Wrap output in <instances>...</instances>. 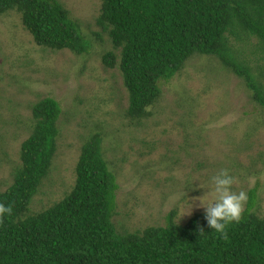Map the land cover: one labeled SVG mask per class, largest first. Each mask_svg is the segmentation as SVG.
I'll list each match as a JSON object with an SVG mask.
<instances>
[{"label":"rangeland","instance_id":"rangeland-1","mask_svg":"<svg viewBox=\"0 0 264 264\" xmlns=\"http://www.w3.org/2000/svg\"><path fill=\"white\" fill-rule=\"evenodd\" d=\"M58 1L92 41L89 54L39 46L19 12L0 15V192L21 166L22 144L34 131L33 106L53 98L62 108L57 151L29 215L73 191L82 147L99 134L119 184L112 219L119 234L165 227L172 212L177 225H186L204 213L193 200L206 191L200 181L207 184L222 168L235 178L232 190L247 193L243 211L257 191L253 213L264 218V109L245 81L216 57L194 56L174 78L160 82L161 95L147 115L133 119L119 67L103 63L105 54L119 51L97 23L102 0ZM229 41L237 61L264 85L263 43L247 35Z\"/></svg>","mask_w":264,"mask_h":264},{"label":"trees","instance_id":"trees-1","mask_svg":"<svg viewBox=\"0 0 264 264\" xmlns=\"http://www.w3.org/2000/svg\"><path fill=\"white\" fill-rule=\"evenodd\" d=\"M9 11L21 14L39 46L76 55L93 48L58 0H0V15ZM97 23L119 51L105 54L103 63L122 73L129 117H145L161 95L160 82L174 78L198 55L219 59L264 109V85L237 61L229 41L247 35L264 45V0H102ZM32 114L34 131L22 144L21 166L13 184L0 192V204L12 209L0 216V264H264V218L253 213L256 190L239 222L227 226L226 237L211 230L204 213L181 226L173 221L174 212L165 227L119 234L112 221L119 184L99 134L82 147L73 191L29 215L57 151L62 108L45 98Z\"/></svg>","mask_w":264,"mask_h":264},{"label":"clouds","instance_id":"clouds-1","mask_svg":"<svg viewBox=\"0 0 264 264\" xmlns=\"http://www.w3.org/2000/svg\"><path fill=\"white\" fill-rule=\"evenodd\" d=\"M234 177L229 174L226 168L220 169L216 174L212 175L207 184H203L200 180L198 187L206 189L203 195L194 197L198 200L197 206L204 208V219L212 231L226 237L227 226L233 222H239L244 204L247 201V193L244 190L239 192L232 190ZM192 183V182H191ZM209 195L211 199H208ZM190 213L193 203L187 200ZM12 209L8 205L0 204V216L11 213ZM185 214V213H184ZM203 229L199 234H202Z\"/></svg>","mask_w":264,"mask_h":264}]
</instances>
